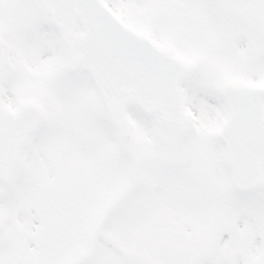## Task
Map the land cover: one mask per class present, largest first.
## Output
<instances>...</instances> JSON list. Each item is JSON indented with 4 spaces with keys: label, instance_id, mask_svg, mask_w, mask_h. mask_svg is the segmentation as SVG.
I'll return each instance as SVG.
<instances>
[{
    "label": "snow or ice",
    "instance_id": "snow-or-ice-1",
    "mask_svg": "<svg viewBox=\"0 0 264 264\" xmlns=\"http://www.w3.org/2000/svg\"><path fill=\"white\" fill-rule=\"evenodd\" d=\"M0 264H264V0H0Z\"/></svg>",
    "mask_w": 264,
    "mask_h": 264
}]
</instances>
